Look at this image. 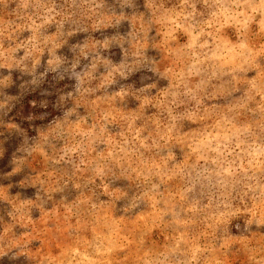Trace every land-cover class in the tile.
Returning <instances> with one entry per match:
<instances>
[{
	"label": "rangeland",
	"instance_id": "obj_1",
	"mask_svg": "<svg viewBox=\"0 0 264 264\" xmlns=\"http://www.w3.org/2000/svg\"><path fill=\"white\" fill-rule=\"evenodd\" d=\"M0 264H264V0H0Z\"/></svg>",
	"mask_w": 264,
	"mask_h": 264
}]
</instances>
